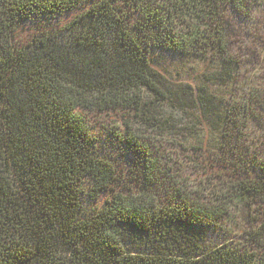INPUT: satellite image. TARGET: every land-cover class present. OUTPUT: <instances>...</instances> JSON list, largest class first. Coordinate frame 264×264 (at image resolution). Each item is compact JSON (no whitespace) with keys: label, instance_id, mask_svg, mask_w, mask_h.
I'll use <instances>...</instances> for the list:
<instances>
[{"label":"trees","instance_id":"obj_1","mask_svg":"<svg viewBox=\"0 0 264 264\" xmlns=\"http://www.w3.org/2000/svg\"><path fill=\"white\" fill-rule=\"evenodd\" d=\"M261 4L0 0V264H264V211L243 242L212 243L231 206L251 197L264 208V160L260 151L246 159L242 141L264 105L173 86L150 57L157 48L210 57L213 77L232 83L226 13ZM27 26L36 32L21 42ZM168 104L198 107L220 127L221 152L256 171L227 185L216 212L163 180L144 141L142 129H162L151 111ZM129 165L138 180L125 178Z\"/></svg>","mask_w":264,"mask_h":264},{"label":"rangeland","instance_id":"obj_2","mask_svg":"<svg viewBox=\"0 0 264 264\" xmlns=\"http://www.w3.org/2000/svg\"><path fill=\"white\" fill-rule=\"evenodd\" d=\"M77 13L62 18L58 25L70 21ZM226 21L227 43L233 58L239 64L232 83L226 84L213 77L220 69L210 57L183 55L157 48L151 51L152 68L173 86H190L196 94L202 87L206 88L223 103L230 101L239 104L250 99L252 104L264 105V4L256 7L248 16L228 10ZM35 32V26L24 27L19 39L21 42L29 40ZM255 99L260 102H255ZM147 100L150 101L151 98ZM260 108L256 107L253 111L259 118L256 119L257 123L252 124L243 134L242 141L246 143V147L241 145L245 147L243 153H248L246 159L260 151V157L264 160V106L263 109ZM159 112L156 109L151 111L155 118L161 114L162 129L151 132L142 129V135L160 161L162 179L176 181V189L180 188L181 192L188 193L187 196L195 204L210 208L212 212L224 207L217 200L218 197L226 193L227 185L251 179L256 172L254 167L239 164L238 160L221 152L217 147L221 137L220 127L209 125L195 105H191L190 109H172L168 104ZM110 116L107 117L110 119ZM152 122L155 123V120ZM248 147H251V152H248ZM255 147L258 149H254ZM122 160L125 163L130 161L128 158ZM125 168H129L125 178L138 180V165L124 166ZM134 184L131 180L130 185ZM104 200L106 196L101 202ZM229 211L214 222L222 228V231L212 235V243L215 245L219 246L224 241L243 242L246 232L255 229L262 222L264 208L249 197L236 206H231Z\"/></svg>","mask_w":264,"mask_h":264}]
</instances>
